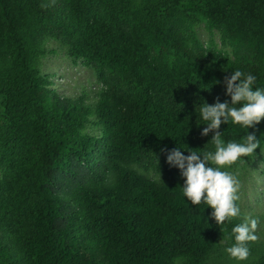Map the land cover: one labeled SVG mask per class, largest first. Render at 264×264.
<instances>
[{"label":"trees","instance_id":"1","mask_svg":"<svg viewBox=\"0 0 264 264\" xmlns=\"http://www.w3.org/2000/svg\"><path fill=\"white\" fill-rule=\"evenodd\" d=\"M53 42L93 71V97L56 91L42 70ZM236 69L264 88V0H0V264L234 260L243 219L217 225L186 201L166 157L215 151L197 108L230 103ZM249 132L263 150L264 120Z\"/></svg>","mask_w":264,"mask_h":264},{"label":"clouds","instance_id":"2","mask_svg":"<svg viewBox=\"0 0 264 264\" xmlns=\"http://www.w3.org/2000/svg\"><path fill=\"white\" fill-rule=\"evenodd\" d=\"M256 77L241 70H232L231 75L224 80L228 101L219 99L211 105L203 102L199 109V119L206 127L200 131L202 137L212 133L211 143L214 152L198 154L190 150L185 156L180 147L167 153L166 162L177 168L183 178L182 195L192 205L203 202L211 208V219L217 225H222L227 219L240 215L238 200L239 183L227 170L237 161L245 163L244 157L253 156L260 148L261 141L249 132L264 120V88L254 87ZM196 109V111H197ZM238 125L246 129L239 142H224L221 139V125ZM255 219L244 218L243 222L232 227L234 243L225 249L228 256L237 262L244 261L249 256L247 243L257 240Z\"/></svg>","mask_w":264,"mask_h":264},{"label":"rangeland","instance_id":"3","mask_svg":"<svg viewBox=\"0 0 264 264\" xmlns=\"http://www.w3.org/2000/svg\"><path fill=\"white\" fill-rule=\"evenodd\" d=\"M197 31L200 39L206 43L209 39L206 26L200 24ZM215 39L220 45L219 35L216 33ZM48 47L50 54L44 60L42 70L50 75L56 91L62 96L77 98L84 93L91 98L101 89L93 71L81 60L73 61L57 43H50ZM244 160L245 163L237 161L227 169L239 183V216L243 220L247 217L257 221V240L253 243L259 250H264V153H256L252 158ZM250 258L240 262L222 259L220 264H248Z\"/></svg>","mask_w":264,"mask_h":264}]
</instances>
